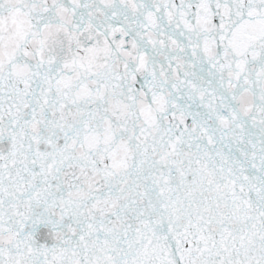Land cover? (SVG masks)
Returning a JSON list of instances; mask_svg holds the SVG:
<instances>
[{
  "label": "snow or ice",
  "instance_id": "1",
  "mask_svg": "<svg viewBox=\"0 0 264 264\" xmlns=\"http://www.w3.org/2000/svg\"><path fill=\"white\" fill-rule=\"evenodd\" d=\"M0 264H264V0H0Z\"/></svg>",
  "mask_w": 264,
  "mask_h": 264
}]
</instances>
